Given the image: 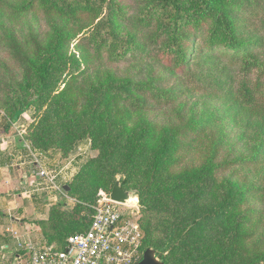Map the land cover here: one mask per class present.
I'll list each match as a JSON object with an SVG mask.
<instances>
[{"label":"trees","instance_id":"trees-1","mask_svg":"<svg viewBox=\"0 0 264 264\" xmlns=\"http://www.w3.org/2000/svg\"><path fill=\"white\" fill-rule=\"evenodd\" d=\"M7 12L26 17L41 12L49 28L43 34L32 28L21 34L0 24V41L19 70L6 90L16 100L7 102L12 121L51 100L47 117L39 119L44 136L34 140L37 150L50 144L46 123L71 112L60 141L78 146L91 139L99 150V157L83 168L91 186L100 178L112 191L121 173L122 187L137 191L147 208L156 195L179 198L166 241L146 242L144 251L170 250L167 264H264V0H0V13ZM71 47L80 55L74 62L65 56ZM207 55L226 61L219 75L232 72L228 81L179 80L203 68ZM122 62L140 64L137 80L106 81L104 67L92 68ZM57 75L68 76L60 97L51 94L61 81ZM196 91L220 106L196 110L183 101ZM79 105L84 108L77 109ZM169 111L173 121L167 127L150 119ZM83 119L86 123L80 124ZM105 119L100 130L99 121ZM226 121L240 127L242 151L217 166L212 163L226 145L221 127ZM200 138L214 143L215 153L202 174L176 155L188 152ZM213 169L230 170V180L218 184L211 179ZM239 172L251 176L243 173L238 179ZM138 173L144 174L141 180L135 179ZM65 186L70 194L76 191L71 183ZM211 193L215 198L207 204L205 196ZM85 210L73 214L52 205L39 223L45 246L63 251L71 236L86 233L94 204Z\"/></svg>","mask_w":264,"mask_h":264},{"label":"rangeland","instance_id":"rangeland-1","mask_svg":"<svg viewBox=\"0 0 264 264\" xmlns=\"http://www.w3.org/2000/svg\"><path fill=\"white\" fill-rule=\"evenodd\" d=\"M28 0H13V2H23L26 3ZM129 2L130 0H125ZM30 14L27 17L23 15L16 14L15 12H7L0 13V24L6 23L5 25H11L16 31L21 34L26 33L29 28L34 29L36 32L41 34L48 31V26L46 23V19L43 15L40 14ZM264 55V51L261 54V57ZM66 57H68L72 62L79 58V52L75 49V47L70 48V52L67 51ZM145 62H143L144 64ZM226 64L225 60H218L217 58L205 56L204 58V67L200 69H196L190 72L187 76L181 77L179 80H189V78H203L207 77L208 82L220 83L222 81H228L229 75L232 72H229L227 75L220 77V70L223 65ZM148 65V63L146 64ZM136 66V67H135ZM9 69V73L6 72ZM98 69L99 67H104V72L102 75H105L107 78L106 81H117L118 83H123L124 80H137L135 77L138 75V71L140 70V64H132L130 62H122V63H111L105 66H99L97 63L93 64L92 68ZM19 75V70L16 68L15 64L8 57V50L5 45L0 41V139H14L15 141H19L20 143H24L28 145L32 151L35 153H41L44 156L41 158L44 159V165L47 170L57 176V185L58 191L55 193H51L52 190L48 188L49 186L44 185L43 190H36V187H31L28 191L31 192V197L37 199L39 202L40 208L45 210L46 217H48L49 210L52 205H60L63 210L67 213H82L87 212L85 207L90 209V206L94 204L95 213L98 203L102 200L109 199L110 197V187L108 184H105L103 181L99 182L100 178H98L95 183H92L91 186L89 182V175L83 174V168L87 165L91 160H95L99 157V150L95 147L91 146V139H89L86 143L80 144L78 146H74L72 141H60V137L63 134H66L67 131V122L71 119V112L67 117H65L64 113H60L57 116V120L53 123L52 119L47 122V129H49L46 134V139L50 141L49 146L44 150H37L33 146L34 140L38 136L42 135L40 131V125L38 124L39 119H43L47 117V112L49 110L48 105L50 104V99H44L41 103H37L35 106L30 107L26 111H24L16 121H12L13 109L8 107L7 102H11L14 104L16 100H13L6 92L7 85L10 83L12 76ZM60 75H57V77ZM59 78V77H58ZM68 76L62 75L60 76V80L57 83L56 88L51 92L53 96L60 97L63 95L66 90V85L64 84V80L67 79ZM95 80V76L93 77ZM92 80L90 81V83ZM135 82V81H134ZM173 84H177L176 79H173ZM201 91H196L192 95H187L183 101H188L192 107H195L196 110H206L210 111L220 102L216 101L214 98L207 97V93L200 94ZM81 97V96H78ZM28 98V96H27ZM25 101V99H23ZM43 102V103H42ZM82 106L83 102L79 101ZM43 105V106H42ZM76 106L77 109H82L84 107ZM48 107V110H47ZM221 108V107H220ZM223 109L221 108V111ZM46 112V113H45ZM150 119H153L155 124H159V126L171 124L173 121V114L169 111V114L166 116H159L156 113L150 115ZM103 123L100 130L104 129V123L107 122V119L104 121H99ZM86 119H83L80 124H85ZM62 124H65L62 125ZM100 125V124H98ZM223 132L227 135V142L225 146L219 147V154L216 156L217 158L213 161L212 164H216L219 166L224 162L234 159L235 156L238 155L239 151H242L239 145V135L241 133L240 127L234 122L226 121L223 125ZM42 128V127H41ZM107 131H102L101 134ZM27 150V149H26ZM180 160H183L187 166H189L190 170H196V173L202 174L203 168L208 164V161L212 159L215 155L214 153V143H211L210 140L207 139H198L194 144L193 148L189 149L188 152H178L176 154ZM4 160H8L4 157ZM148 165L149 162L146 161ZM95 168V167H94ZM93 167L88 169L92 170ZM143 168V167H142ZM16 169V166H14ZM120 166H117V170L119 171ZM140 170V169H139ZM245 176L250 178L251 174L249 172H243ZM242 172L237 173V178L243 175ZM169 174V172H166ZM144 174L138 173V176L135 177L136 180H141ZM211 179H216L218 184H223L226 180H230V176L232 175L230 170H220L213 169L210 173ZM116 179H123L121 173L116 176ZM134 179V180H135ZM207 180V176L202 179V187L205 186ZM135 181H132L130 185L134 186ZM233 182H237V180H233ZM67 183H71L72 188L76 191L73 194L64 190V186ZM134 183V184H133ZM97 188V192L95 191ZM96 192V196L94 197V203L92 202V193ZM132 198L134 202L129 205L128 209L124 210L129 215L133 216V220H137L138 226L140 229V233L142 236V249L143 245L146 242H165L167 238V231L169 226L173 224L176 220V216L178 214L177 204L179 202V198H175L173 195H156L153 197V201L148 204H151L150 208H147L145 203H142L140 199V195L137 191H131ZM85 198H89L88 201H85ZM205 198L206 203L208 204L211 200H214L215 194L211 193L210 196L206 195ZM35 201V199H34ZM45 205V206H44ZM0 207H2L0 205ZM44 208V209H43ZM5 210V208L3 209ZM16 210L14 209V217L18 216L16 214ZM2 210H0V218L2 217ZM38 218L37 216H32V218ZM10 217H7L9 221ZM32 218L29 219L33 220ZM17 245V244H16ZM11 247V246H10ZM145 248V246H144ZM13 249L11 247L10 250H6L9 252ZM157 251V250H156ZM161 257L165 260L172 256V252L169 250V254L157 251ZM176 257H180L179 253H175ZM175 256V255H174ZM181 258H184L182 255ZM167 261V260H166ZM170 264V263H169Z\"/></svg>","mask_w":264,"mask_h":264},{"label":"built area","instance_id":"built-area-1","mask_svg":"<svg viewBox=\"0 0 264 264\" xmlns=\"http://www.w3.org/2000/svg\"><path fill=\"white\" fill-rule=\"evenodd\" d=\"M38 177L50 189L58 191L57 176L45 168L44 161L35 156ZM129 205L109 199L98 203L90 229L71 236L63 251L39 246L31 240L18 243L27 253V264H136L142 257V236L137 220L126 213Z\"/></svg>","mask_w":264,"mask_h":264},{"label":"crops","instance_id":"crops-1","mask_svg":"<svg viewBox=\"0 0 264 264\" xmlns=\"http://www.w3.org/2000/svg\"><path fill=\"white\" fill-rule=\"evenodd\" d=\"M35 156L42 159L44 155L35 153L28 145L14 139H0V264L28 263L27 253L18 247L20 241L31 240L39 246H45L39 223L47 219L46 209L42 210L40 201H36L35 197L34 201L28 191L31 187L40 191L44 185L48 186L37 175ZM4 157L8 160H4ZM14 209H17L18 216L14 217ZM7 217H10L9 221ZM30 218L33 220L29 221ZM10 246L13 249L6 252L11 249Z\"/></svg>","mask_w":264,"mask_h":264},{"label":"water","instance_id":"water-1","mask_svg":"<svg viewBox=\"0 0 264 264\" xmlns=\"http://www.w3.org/2000/svg\"><path fill=\"white\" fill-rule=\"evenodd\" d=\"M63 188L67 192L70 191L68 186ZM132 199L131 191L125 190L120 180H117L110 193V200L122 205H131ZM136 264H167V261L154 248L150 247L144 251L142 259Z\"/></svg>","mask_w":264,"mask_h":264},{"label":"bare ground","instance_id":"bare-ground-1","mask_svg":"<svg viewBox=\"0 0 264 264\" xmlns=\"http://www.w3.org/2000/svg\"><path fill=\"white\" fill-rule=\"evenodd\" d=\"M132 202H134V199H132Z\"/></svg>","mask_w":264,"mask_h":264}]
</instances>
